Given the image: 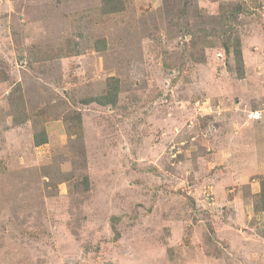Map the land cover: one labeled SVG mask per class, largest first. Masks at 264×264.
<instances>
[{"label":"rangeland","instance_id":"1","mask_svg":"<svg viewBox=\"0 0 264 264\" xmlns=\"http://www.w3.org/2000/svg\"><path fill=\"white\" fill-rule=\"evenodd\" d=\"M263 178L264 0H0V264H264Z\"/></svg>","mask_w":264,"mask_h":264},{"label":"trees","instance_id":"2","mask_svg":"<svg viewBox=\"0 0 264 264\" xmlns=\"http://www.w3.org/2000/svg\"><path fill=\"white\" fill-rule=\"evenodd\" d=\"M103 7V4L102 6ZM119 7H114L112 10L109 11H117ZM239 53V52H238ZM244 74V70L241 69V75ZM108 88L105 93L98 95V96H93L88 99V102H96L100 105H112L115 106L118 101H119V93H120V81L115 78L114 76L110 77L108 79ZM45 139H47V133L45 130L42 131V133L35 134V144L39 145L45 142ZM262 184V191L260 192L261 196V209L264 210V178L261 180Z\"/></svg>","mask_w":264,"mask_h":264},{"label":"crops","instance_id":"3","mask_svg":"<svg viewBox=\"0 0 264 264\" xmlns=\"http://www.w3.org/2000/svg\"><path fill=\"white\" fill-rule=\"evenodd\" d=\"M259 117L258 116H256V119H258ZM263 213V215H264V212H262ZM260 227V228H259ZM259 227H258V229L256 230V231H254V234L252 235V237H254L255 239H253V241L256 243V245L258 246V247H262V242H259V238H260V236H261V232H260V229L263 231V234H264V218L263 219H261V222L259 223ZM264 236V235H263ZM262 239H263V237H262ZM262 241V240H261Z\"/></svg>","mask_w":264,"mask_h":264},{"label":"clouds","instance_id":"4","mask_svg":"<svg viewBox=\"0 0 264 264\" xmlns=\"http://www.w3.org/2000/svg\"><path fill=\"white\" fill-rule=\"evenodd\" d=\"M258 112V111H257Z\"/></svg>","mask_w":264,"mask_h":264}]
</instances>
